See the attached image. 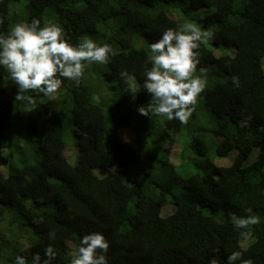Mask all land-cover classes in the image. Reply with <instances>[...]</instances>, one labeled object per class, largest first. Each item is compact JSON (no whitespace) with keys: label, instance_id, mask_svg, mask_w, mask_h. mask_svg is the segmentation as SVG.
<instances>
[{"label":"trees","instance_id":"trees-1","mask_svg":"<svg viewBox=\"0 0 264 264\" xmlns=\"http://www.w3.org/2000/svg\"><path fill=\"white\" fill-rule=\"evenodd\" d=\"M33 17L119 54L51 97L25 93L33 105L0 69V264L49 246L52 264H71L92 232L109 241L108 264H227L234 251L264 264V0H0V30ZM187 20L214 34L200 47L207 87L187 124L141 115L150 95L133 100L119 73L142 84L148 45ZM249 207L260 222L234 229Z\"/></svg>","mask_w":264,"mask_h":264},{"label":"clouds","instance_id":"clouds-1","mask_svg":"<svg viewBox=\"0 0 264 264\" xmlns=\"http://www.w3.org/2000/svg\"><path fill=\"white\" fill-rule=\"evenodd\" d=\"M4 24L5 19L0 18V27ZM213 37L212 31L196 21L187 20L179 30L168 28L148 45L150 67L145 68L142 84L126 69L120 71L119 77L126 86L124 92L130 93L133 100L141 91L150 95L147 106L137 109L139 114L188 123L208 83L206 69H198L200 47ZM118 54L111 44L92 38L73 44L61 25L49 22L41 26V20L36 17L0 30V69L8 74L17 88L15 100L29 105L35 103V97L25 93H42L44 97H51L61 88V78L78 84L89 65H107ZM232 84L240 86L238 76L232 77ZM245 212L246 216L231 214L234 229H249L260 222L252 208H246ZM245 234L250 235V232ZM108 249L109 241L102 233L86 234L80 239L71 264H108ZM55 258L56 253L49 246L43 259L39 253L33 254L31 264H52ZM237 261L252 264L251 260L242 259L240 251L228 255L227 264H236ZM14 264L29 262L26 257L17 255ZM211 264L218 262L213 260Z\"/></svg>","mask_w":264,"mask_h":264},{"label":"rangeland","instance_id":"rangeland-1","mask_svg":"<svg viewBox=\"0 0 264 264\" xmlns=\"http://www.w3.org/2000/svg\"><path fill=\"white\" fill-rule=\"evenodd\" d=\"M126 132L123 131V129L120 131V137L121 139H123L124 137V134ZM187 141L190 140V137L186 139ZM178 152V146L176 144L172 145L170 147V157L172 158V156L174 154H176ZM64 156L67 158V159H70L71 158V153H70V149H65L64 150ZM232 159V156H229L228 159L222 161L220 159H215L218 161L219 164H227L230 162V159ZM196 159H198V156L197 154L191 149V147H189L188 149H186L183 153V166L185 165L186 166V171L187 172H195V168H194V163L197 161ZM220 160V161H219ZM222 162V163H221ZM99 170V169H98ZM177 170H181L180 168H177ZM100 171V170H99ZM182 171V170H181ZM100 173L102 174L103 172L100 171ZM69 245H71V243H69Z\"/></svg>","mask_w":264,"mask_h":264}]
</instances>
